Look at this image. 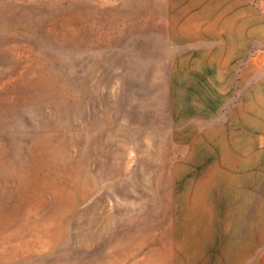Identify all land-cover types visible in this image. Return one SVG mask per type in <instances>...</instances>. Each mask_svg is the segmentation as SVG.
I'll list each match as a JSON object with an SVG mask.
<instances>
[{
    "label": "rangeland",
    "instance_id": "rangeland-1",
    "mask_svg": "<svg viewBox=\"0 0 264 264\" xmlns=\"http://www.w3.org/2000/svg\"><path fill=\"white\" fill-rule=\"evenodd\" d=\"M195 15L264 0H0V264H210L208 216L171 190Z\"/></svg>",
    "mask_w": 264,
    "mask_h": 264
},
{
    "label": "crops",
    "instance_id": "crops-1",
    "mask_svg": "<svg viewBox=\"0 0 264 264\" xmlns=\"http://www.w3.org/2000/svg\"><path fill=\"white\" fill-rule=\"evenodd\" d=\"M193 19L170 69L171 190L208 216L210 264H264V74L245 61L264 20Z\"/></svg>",
    "mask_w": 264,
    "mask_h": 264
}]
</instances>
